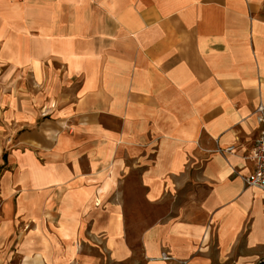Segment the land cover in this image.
Returning <instances> with one entry per match:
<instances>
[{
  "label": "crops",
  "instance_id": "obj_1",
  "mask_svg": "<svg viewBox=\"0 0 264 264\" xmlns=\"http://www.w3.org/2000/svg\"><path fill=\"white\" fill-rule=\"evenodd\" d=\"M260 104L264 0H0V264H259Z\"/></svg>",
  "mask_w": 264,
  "mask_h": 264
},
{
  "label": "rangeland",
  "instance_id": "obj_2",
  "mask_svg": "<svg viewBox=\"0 0 264 264\" xmlns=\"http://www.w3.org/2000/svg\"><path fill=\"white\" fill-rule=\"evenodd\" d=\"M9 133L7 132L6 136H4L3 143H2V153L7 152L8 155L12 151V147L15 146V144H11L10 140H8L5 137H8ZM132 182L134 185H137V176L131 177ZM137 188V187H136ZM134 194L135 197V204L133 205H127L124 208H122L125 217H126V223H127V236L129 240V244L131 247L137 252L139 247V238L141 232L146 228L147 226H150L153 223L154 217H155V210L153 207L146 205L143 202V193L138 191H131L129 192V195ZM83 246L87 243V241H82Z\"/></svg>",
  "mask_w": 264,
  "mask_h": 264
},
{
  "label": "built area",
  "instance_id": "obj_3",
  "mask_svg": "<svg viewBox=\"0 0 264 264\" xmlns=\"http://www.w3.org/2000/svg\"><path fill=\"white\" fill-rule=\"evenodd\" d=\"M255 114L258 123L261 125L260 136L256 140L252 156L250 157V160L255 164V169L251 175L244 178V181L248 187L258 188L264 193V106L262 104L258 106ZM228 151H232V148ZM161 260L169 262L173 258L169 253H162ZM181 264H186V262ZM259 264H264V260Z\"/></svg>",
  "mask_w": 264,
  "mask_h": 264
},
{
  "label": "trees",
  "instance_id": "obj_4",
  "mask_svg": "<svg viewBox=\"0 0 264 264\" xmlns=\"http://www.w3.org/2000/svg\"><path fill=\"white\" fill-rule=\"evenodd\" d=\"M6 158H7V155L5 154V155H4V160H6Z\"/></svg>",
  "mask_w": 264,
  "mask_h": 264
}]
</instances>
